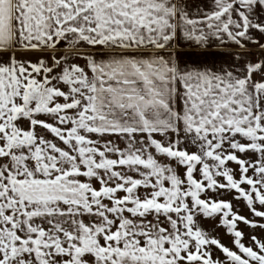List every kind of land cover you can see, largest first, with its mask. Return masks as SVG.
Wrapping results in <instances>:
<instances>
[{
	"label": "snow or ice",
	"instance_id": "6c2138e0",
	"mask_svg": "<svg viewBox=\"0 0 264 264\" xmlns=\"http://www.w3.org/2000/svg\"><path fill=\"white\" fill-rule=\"evenodd\" d=\"M0 264H264V0H0Z\"/></svg>",
	"mask_w": 264,
	"mask_h": 264
},
{
	"label": "rangeland",
	"instance_id": "374dc122",
	"mask_svg": "<svg viewBox=\"0 0 264 264\" xmlns=\"http://www.w3.org/2000/svg\"><path fill=\"white\" fill-rule=\"evenodd\" d=\"M242 211L244 212V214H249L247 212V209L243 208V205L241 204L240 205ZM216 225V222L214 220H205L204 221V226L206 228H213L214 229V233L215 234H218L219 237L222 239V241L226 244H231V240H232V237L228 234H226V230L225 228L223 227H217L215 226ZM241 228H243L244 226L243 225H240Z\"/></svg>",
	"mask_w": 264,
	"mask_h": 264
},
{
	"label": "crops",
	"instance_id": "0c3cea01",
	"mask_svg": "<svg viewBox=\"0 0 264 264\" xmlns=\"http://www.w3.org/2000/svg\"><path fill=\"white\" fill-rule=\"evenodd\" d=\"M189 2L193 5L199 4L201 2H206V0H189Z\"/></svg>",
	"mask_w": 264,
	"mask_h": 264
}]
</instances>
